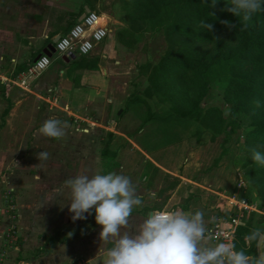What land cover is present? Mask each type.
Returning <instances> with one entry per match:
<instances>
[{
    "label": "rangeland",
    "instance_id": "374dc122",
    "mask_svg": "<svg viewBox=\"0 0 264 264\" xmlns=\"http://www.w3.org/2000/svg\"><path fill=\"white\" fill-rule=\"evenodd\" d=\"M90 1L94 4L92 10L107 18L111 31L90 54L78 53L70 61L58 53L52 56L51 66L39 78L56 86L46 91L58 99L54 106L44 105L35 96L34 91L41 95L42 87L32 86L33 80L28 89L34 90V95L24 92L20 78L13 79L19 88L11 85L8 89V103L0 99L1 113L9 103L14 105L13 99L29 98L19 111L9 115L6 130L0 131V229H10L15 235V244L0 236V264L29 260H41L40 264H75L79 260L102 264L111 244L100 240L102 226L96 223L94 211L85 214L87 219L75 221L69 212L70 189L64 181L79 173L116 171L138 185L144 205L135 208L140 214H132L128 228L122 231L139 225L146 216L144 208L170 209L178 205L179 210L202 209L208 221L217 212H228L231 196L237 198L250 192L246 176L250 154L245 148L244 128L231 138L222 132L215 139L212 131L201 138L186 131L179 141L182 128L178 122H146L129 92L134 83L141 91L150 86V65L162 57L166 38L146 32L129 47L118 34L127 26L121 20V0ZM85 3L86 0H0V65L5 64L0 71L14 67L15 58L19 65H15L16 70L26 72L40 51L56 35L65 33ZM85 64L92 67L84 69ZM142 65H146L145 69ZM61 83L64 93L60 95L57 88ZM97 89L101 94L97 95ZM223 89V84H216L209 101L223 106ZM59 99L66 102L62 104ZM148 100L155 111L167 106L153 94ZM48 118L68 123L63 138L38 133ZM107 145L110 151L104 156L102 150ZM41 151L49 153L47 160L39 161L37 153ZM103 158H108L105 167ZM149 158H156L181 175L157 168ZM192 191L198 195L189 199ZM149 192H155L156 197L150 198ZM257 204L260 210L254 227L260 225L258 217L264 215V199L258 198Z\"/></svg>",
    "mask_w": 264,
    "mask_h": 264
},
{
    "label": "trees",
    "instance_id": "16d2710c",
    "mask_svg": "<svg viewBox=\"0 0 264 264\" xmlns=\"http://www.w3.org/2000/svg\"><path fill=\"white\" fill-rule=\"evenodd\" d=\"M120 3L124 14L121 20L127 23L118 32L123 44L132 47L146 32L163 34L167 42L157 64L151 62L150 86L141 91L134 83L129 92L131 100L140 106L146 122L155 119L178 122L182 128L179 141L186 131L197 138L210 131L213 139L222 132L231 138L243 127L245 148L250 154L246 160L250 192L241 198L257 204L258 198L264 199V166L253 162L252 150L264 152V12L253 14L244 27L242 17L227 11L233 6L231 0H216L214 8L212 0H121ZM85 4L91 10L94 7L90 0ZM84 11L85 6L65 33ZM225 19L236 27L230 30L221 24ZM203 21L212 24L213 30L203 28ZM88 64L83 68L92 67ZM17 73L21 71H16V77ZM218 83L224 85L223 106L209 101ZM152 94L160 97L161 103H167L162 111H155L148 100ZM109 151L107 145L102 154L106 156ZM187 187L190 189L191 185ZM196 195L190 192L189 199ZM257 214L258 211L242 213L243 223L238 225L232 242L237 249L243 247V235L254 227ZM219 215L226 214L220 211L216 216ZM258 218L260 225L256 227H263L264 215ZM248 251L250 255L257 254L255 247Z\"/></svg>",
    "mask_w": 264,
    "mask_h": 264
},
{
    "label": "clouds",
    "instance_id": "9594fccd",
    "mask_svg": "<svg viewBox=\"0 0 264 264\" xmlns=\"http://www.w3.org/2000/svg\"><path fill=\"white\" fill-rule=\"evenodd\" d=\"M227 11L242 17L247 27L253 14L264 12V0H231ZM216 0H212V7ZM214 15V13H213ZM230 30L236 24L221 20ZM211 31L213 25L202 22ZM228 112H225L227 115ZM69 125L58 118H48L38 133L57 140L65 136ZM264 146V145H262ZM39 161L47 160L49 153H37ZM252 160L264 166V152L252 150ZM70 189L72 220L87 219L94 211L95 221L102 226L101 241L110 243L103 255L102 264H264V227H253L243 235V247L226 242L217 218L205 219L202 209H153L137 227L127 229L134 208L143 207L144 196L131 177L116 171L92 174L79 173L64 181ZM155 198V192H149ZM209 223L214 227H209ZM71 235V233H69ZM255 247L257 254L248 250Z\"/></svg>",
    "mask_w": 264,
    "mask_h": 264
},
{
    "label": "built area",
    "instance_id": "2783aa9c",
    "mask_svg": "<svg viewBox=\"0 0 264 264\" xmlns=\"http://www.w3.org/2000/svg\"><path fill=\"white\" fill-rule=\"evenodd\" d=\"M110 31L107 18L101 15V13L91 10L67 33L61 34V37L56 43H53L56 49L53 55L58 53L63 57L71 59L74 55L76 57L78 53L82 55L90 54L108 36ZM46 38L48 39L49 35H46ZM52 56L43 52L37 60L29 64L27 71L20 75L22 87L27 89L30 86L31 80H36L49 69L52 64ZM228 204L230 209H228L226 215L216 216V223L220 224L223 232L222 238L226 242L232 243L236 236L237 227L242 223V213L244 211L250 213L252 211H258L259 209L255 203H251L241 197L236 198V196H231ZM211 227H214V224ZM75 264L89 263L84 260H79Z\"/></svg>",
    "mask_w": 264,
    "mask_h": 264
},
{
    "label": "crops",
    "instance_id": "0c3cea01",
    "mask_svg": "<svg viewBox=\"0 0 264 264\" xmlns=\"http://www.w3.org/2000/svg\"><path fill=\"white\" fill-rule=\"evenodd\" d=\"M104 19V18H103ZM48 35V34H47ZM45 39L46 40H48L47 38H46V35H45ZM48 46V45H47ZM46 46V47H47ZM46 47H44V49L46 48ZM43 49V50H44ZM36 58V57H35ZM35 58L33 59V61L35 60ZM64 59L66 60V61H70V59H68L67 57H64ZM12 60H13V62H14V67H12L11 69L8 67L6 70H4L3 69V71H0V99H2L3 98V100H5L6 102H7V99H8V89L11 87V85H14V86H16L17 88H19V86H17V85H15L14 84V80L13 79H16V78H20L21 76V74L24 72V71H21V73H17L18 75H17V77H16V68H15V65L18 67L19 65L17 64V60L15 59V58H12ZM11 61V60H10ZM32 63V62H31ZM1 66V68H3L4 66H5V64L4 65H0ZM28 66H29V64H28ZM84 69H87V68H84ZM46 72V71H45ZM44 72V73H45ZM2 73H3V75H2ZM6 74V75H5ZM43 76V75H42ZM42 76H40V77H42ZM39 79H41L40 81H38V80H33L32 82H31V85L33 84L34 86H35V88L37 87H42V88H39V91H41L42 93H41V95H40V93H38L37 91H34V90H31V89H24L23 91L24 92H26V93H30V94H32L31 92H33V93H35V96L36 97H38V98H41L42 99V103H44V105H47V103H48V106L50 105L51 107L52 106H54V104L56 103L55 101H57L58 99H56L55 100V97H52L51 95H50V93H52V92H48V94H47V92L46 91H52L53 90V88L54 87H56L53 83H51L48 79H46V80H42V78H39ZM64 84H65V81H64ZM32 85V86H33ZM80 85H82L81 83L79 84V85H77L78 87H76L77 89H79V87H80ZM97 87H99V86H97ZM58 91H59V93L58 94H63L64 93V87H63V85H62V83L58 86ZM98 90V92H97V95H99V94H101V89H97ZM45 92H46V94H45ZM32 95H34V94H32ZM93 97V96H92ZM91 97V98H92ZM100 97V96H99ZM9 98H11L10 96H9ZM13 99V98H12ZM29 98L28 97H24L23 96V98H15V99H13L14 100V105L13 106H11L10 105V103H9V105L0 113V131L2 132V130H6V128H7V123H9L10 121H11V119H10V116L9 115H12V114H14V112L15 111H19V108L24 104V102L26 101V100H28ZM94 99H97V98H94ZM44 100V101H43ZM88 100V103H89V101H91V99L89 100V99H87ZM46 101V102H45ZM59 101H61V103L62 102H66V101H63V100H61V99H59ZM8 103V102H7ZM41 103V102H40ZM63 104V103H62ZM66 104V103H65ZM67 105V104H66ZM68 107V106H67ZM88 107V106H87ZM69 108V107H68ZM88 109V108H87ZM69 110H73V109H70L69 108ZM75 112V111H74ZM78 112H80V111H78ZM82 119H84L83 117H82ZM86 120V119H85ZM88 121V120H87ZM89 122V121H88ZM0 137H1V133H0ZM103 159H105V158H103ZM107 159L108 158H106L105 159V161H103V165H104V167H105V165H107L108 163H107ZM150 160H152L153 161V163L156 165V167L157 168H159V169H164V170H166L167 172H170V173H172V174H176V175H178V177H179V175H181L180 174V172L178 173V171L177 170H171V169H169V168H167V167H165L164 165H162L156 158H149ZM108 162L110 163L111 161L110 160H108ZM182 168V171H183V167H181ZM103 169V168H102ZM109 169H111V168H109ZM184 172V171H183ZM183 177H184V175H183ZM148 180V179H147ZM178 207V205H176V206H172V207H170V209H176ZM153 209L151 208V209H146V208H144V211L142 210V212H143V214H147V213H149L150 211H152ZM260 210V209H259ZM259 210H258V212H259ZM140 211V210H139ZM139 211H137L135 208H134V210H133V214H136V215H139L140 213H139ZM263 213V212H262ZM243 223V222H242ZM241 223V224H242ZM15 233H16V231H15ZM0 236H1V240L3 239V241H5V239H7L9 242H11L12 244H15V235L14 234H11V232H10V229L8 230L7 228H5V227H3V228H1L0 229ZM1 240H0V243H2L1 242ZM43 260V259H42ZM29 262V264H40L41 263V260H29V261H21V262H19L20 264H22V263H28Z\"/></svg>",
    "mask_w": 264,
    "mask_h": 264
},
{
    "label": "water",
    "instance_id": "95a60500",
    "mask_svg": "<svg viewBox=\"0 0 264 264\" xmlns=\"http://www.w3.org/2000/svg\"><path fill=\"white\" fill-rule=\"evenodd\" d=\"M91 11V8L88 6V5H85V12H83L79 18H78V21H81L85 16H86V13L90 12ZM61 37V34H58L56 35L54 38H53V42L51 44H49L44 50L43 52L48 54L49 56H52L53 53L56 51L53 43H56L59 38ZM41 54H39L35 60H37L39 57H40ZM73 58H76L75 55L73 56ZM69 59V58H68Z\"/></svg>",
    "mask_w": 264,
    "mask_h": 264
},
{
    "label": "bare ground",
    "instance_id": "6f19581e",
    "mask_svg": "<svg viewBox=\"0 0 264 264\" xmlns=\"http://www.w3.org/2000/svg\"><path fill=\"white\" fill-rule=\"evenodd\" d=\"M103 19V18H102Z\"/></svg>",
    "mask_w": 264,
    "mask_h": 264
}]
</instances>
